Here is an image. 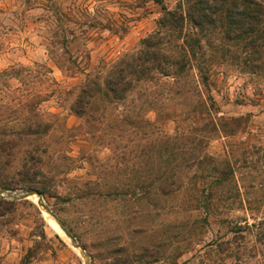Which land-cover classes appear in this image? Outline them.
<instances>
[{
    "label": "rangeland",
    "instance_id": "obj_1",
    "mask_svg": "<svg viewBox=\"0 0 264 264\" xmlns=\"http://www.w3.org/2000/svg\"><path fill=\"white\" fill-rule=\"evenodd\" d=\"M161 16L149 0H0V190L27 189L11 187L40 161L42 201L88 264H264V56L223 42L235 56L213 59L206 79L192 70L121 102L102 95ZM89 82L93 122L72 109ZM206 156L228 162L229 180L207 186ZM172 170L182 186L162 197L155 179ZM58 230L32 199L2 203L0 264H84Z\"/></svg>",
    "mask_w": 264,
    "mask_h": 264
},
{
    "label": "trees",
    "instance_id": "obj_2",
    "mask_svg": "<svg viewBox=\"0 0 264 264\" xmlns=\"http://www.w3.org/2000/svg\"><path fill=\"white\" fill-rule=\"evenodd\" d=\"M161 6L162 16L155 31L139 44L137 51L113 63L104 78L102 95L113 102H121L137 85L153 81L155 77H180L184 72L196 71V75L206 79V65L213 59L233 58L224 43H241L250 61L263 59L264 51V0H179L174 9L162 6V0H149ZM230 55V56H229ZM236 58V57H235ZM78 87L77 98L72 109L87 122L95 121L99 113L97 96L93 83ZM40 134H46L48 124L40 125ZM36 133H34L35 135ZM7 144L4 145L6 147ZM259 148L251 147L256 154ZM38 149H35L37 153ZM209 163L206 174L207 186H218L229 180L232 168L225 159L213 156L200 158ZM41 163L35 162L23 180L13 188L34 189L40 195L46 194ZM40 170V171H39ZM157 194L162 197L178 192L182 186V176L172 170L155 179ZM158 182V183H157ZM1 189L10 187L0 184ZM13 206L14 202L0 200Z\"/></svg>",
    "mask_w": 264,
    "mask_h": 264
},
{
    "label": "water",
    "instance_id": "obj_3",
    "mask_svg": "<svg viewBox=\"0 0 264 264\" xmlns=\"http://www.w3.org/2000/svg\"><path fill=\"white\" fill-rule=\"evenodd\" d=\"M0 199L11 202L32 199L46 214H48L51 218L54 219L59 230L62 232L64 237H66L69 240L70 245L74 249H76L79 252V254L83 257L84 264L89 263V257L86 255L84 248L76 241V239L73 236L70 235V233L67 231L64 225L56 218H54L52 212L43 203L42 196L36 190L34 189H23V190H12V191L0 190Z\"/></svg>",
    "mask_w": 264,
    "mask_h": 264
},
{
    "label": "bare ground",
    "instance_id": "obj_4",
    "mask_svg": "<svg viewBox=\"0 0 264 264\" xmlns=\"http://www.w3.org/2000/svg\"><path fill=\"white\" fill-rule=\"evenodd\" d=\"M33 201V200H32ZM54 225V224H53ZM54 227L56 228V226L54 225ZM59 231V230H58Z\"/></svg>",
    "mask_w": 264,
    "mask_h": 264
}]
</instances>
